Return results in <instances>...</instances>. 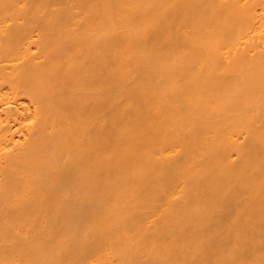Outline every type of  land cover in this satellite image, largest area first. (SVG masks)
Listing matches in <instances>:
<instances>
[{"label": "bare ground", "instance_id": "bare-ground-1", "mask_svg": "<svg viewBox=\"0 0 264 264\" xmlns=\"http://www.w3.org/2000/svg\"><path fill=\"white\" fill-rule=\"evenodd\" d=\"M0 264H264V0H0Z\"/></svg>", "mask_w": 264, "mask_h": 264}]
</instances>
